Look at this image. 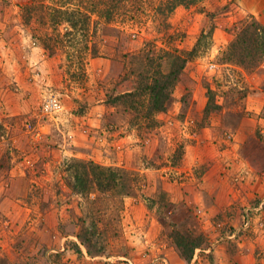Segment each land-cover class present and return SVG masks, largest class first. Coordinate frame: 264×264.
<instances>
[{
    "label": "rangeland",
    "instance_id": "374dc122",
    "mask_svg": "<svg viewBox=\"0 0 264 264\" xmlns=\"http://www.w3.org/2000/svg\"><path fill=\"white\" fill-rule=\"evenodd\" d=\"M172 1L128 0L108 21L79 0H0V264H264V53L225 59L264 20L235 0ZM66 10L90 20L72 27ZM196 44L164 111L117 98L138 82L134 55ZM72 160L129 188L76 195ZM175 233L199 237L190 261Z\"/></svg>",
    "mask_w": 264,
    "mask_h": 264
},
{
    "label": "trees",
    "instance_id": "16d2710c",
    "mask_svg": "<svg viewBox=\"0 0 264 264\" xmlns=\"http://www.w3.org/2000/svg\"><path fill=\"white\" fill-rule=\"evenodd\" d=\"M63 3L73 0H61ZM89 13H98L100 17L110 20L111 16L123 8L128 0H79ZM186 2H193V0H173L168 4L169 11H172L174 6ZM66 14V17H61V21L66 20L70 22L72 27H77L80 19L85 22L90 20L88 14L82 13L80 10H72L68 13L59 11ZM63 15V16H64ZM84 22V24H85ZM197 52V44L191 51L185 53V56L168 54L165 57H154L151 52H142L135 56L136 67H133L131 73H138V82H135V87L132 91L125 92L117 98H126L134 95L145 94L148 97V115L152 113L162 112L166 109L167 103L170 99V93L179 79L182 71L188 63H190ZM264 53V25L256 19L246 24L242 31L235 36V39L228 45L225 51V59L228 61L236 62L241 67L254 66L260 55ZM128 55L124 54L123 58ZM131 57V56H129ZM165 59L171 63V67L164 71L162 69L163 61ZM136 69V71H135ZM130 74V73H129ZM69 173L68 187L76 195H88L91 190L98 189L100 192H110L111 190L121 187L124 192L129 188L126 181L121 176L120 171L110 167H102L91 161L72 160L67 166ZM120 173V174H119ZM87 232L84 237L79 239L82 244L88 243ZM175 246L182 258L190 261L194 251L201 245L199 237L191 238L185 237L179 233L174 235Z\"/></svg>",
    "mask_w": 264,
    "mask_h": 264
},
{
    "label": "crops",
    "instance_id": "0c3cea01",
    "mask_svg": "<svg viewBox=\"0 0 264 264\" xmlns=\"http://www.w3.org/2000/svg\"><path fill=\"white\" fill-rule=\"evenodd\" d=\"M237 11L264 20V0H235Z\"/></svg>",
    "mask_w": 264,
    "mask_h": 264
},
{
    "label": "built area",
    "instance_id": "2783aa9c",
    "mask_svg": "<svg viewBox=\"0 0 264 264\" xmlns=\"http://www.w3.org/2000/svg\"><path fill=\"white\" fill-rule=\"evenodd\" d=\"M58 108H59V102L57 101L56 98H53V97L52 98L50 97L43 105V111L47 112V113L55 111ZM244 219H245L244 225H245V227H248L250 224V218H249L248 213H246Z\"/></svg>",
    "mask_w": 264,
    "mask_h": 264
}]
</instances>
